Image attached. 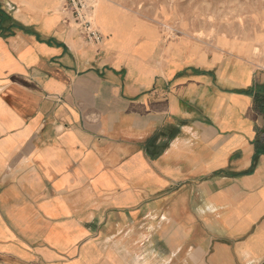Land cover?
<instances>
[{"label":"crops","instance_id":"obj_1","mask_svg":"<svg viewBox=\"0 0 264 264\" xmlns=\"http://www.w3.org/2000/svg\"><path fill=\"white\" fill-rule=\"evenodd\" d=\"M57 8L0 0V264H264V64Z\"/></svg>","mask_w":264,"mask_h":264},{"label":"rangeland","instance_id":"obj_2","mask_svg":"<svg viewBox=\"0 0 264 264\" xmlns=\"http://www.w3.org/2000/svg\"><path fill=\"white\" fill-rule=\"evenodd\" d=\"M90 1L94 5L93 23L105 33L125 31L123 25L114 24L107 17V5L128 17L129 26L157 31L158 49L152 55L158 59L168 60L161 48L173 33L176 38L195 43L204 58L217 55L222 61L244 56L253 65L264 64V0ZM62 2L57 0V9L60 10ZM219 41H225L227 45L222 47ZM96 237L91 235L95 240ZM90 253L94 256L89 263L95 264L101 254L97 247Z\"/></svg>","mask_w":264,"mask_h":264},{"label":"built area","instance_id":"obj_3","mask_svg":"<svg viewBox=\"0 0 264 264\" xmlns=\"http://www.w3.org/2000/svg\"><path fill=\"white\" fill-rule=\"evenodd\" d=\"M94 5L90 0H64L60 11L64 22L77 29L89 44H99L104 40L102 33L93 23Z\"/></svg>","mask_w":264,"mask_h":264},{"label":"trees","instance_id":"obj_4","mask_svg":"<svg viewBox=\"0 0 264 264\" xmlns=\"http://www.w3.org/2000/svg\"><path fill=\"white\" fill-rule=\"evenodd\" d=\"M258 97H260V96H256L255 97V104H256V106L258 105V104H261L262 102H260V99H262V98H258ZM264 105V104H263Z\"/></svg>","mask_w":264,"mask_h":264}]
</instances>
